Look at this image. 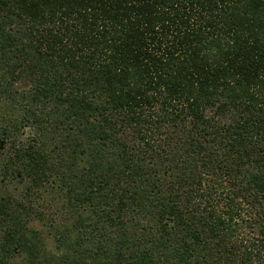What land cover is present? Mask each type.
<instances>
[{
    "label": "trees",
    "instance_id": "16d2710c",
    "mask_svg": "<svg viewBox=\"0 0 264 264\" xmlns=\"http://www.w3.org/2000/svg\"><path fill=\"white\" fill-rule=\"evenodd\" d=\"M0 264H264V0H0Z\"/></svg>",
    "mask_w": 264,
    "mask_h": 264
},
{
    "label": "rangeland",
    "instance_id": "374dc122",
    "mask_svg": "<svg viewBox=\"0 0 264 264\" xmlns=\"http://www.w3.org/2000/svg\"><path fill=\"white\" fill-rule=\"evenodd\" d=\"M30 226H31V227L33 226L34 229L40 231L41 234L43 235V237H48L47 239H45V240H46L47 247H48L49 249H52V250H53V244H52V242H51V239H50V237L46 234L47 229H46L45 227H42L40 224H37V223H34V222H32V225L30 224ZM47 233H48V232H47Z\"/></svg>",
    "mask_w": 264,
    "mask_h": 264
}]
</instances>
